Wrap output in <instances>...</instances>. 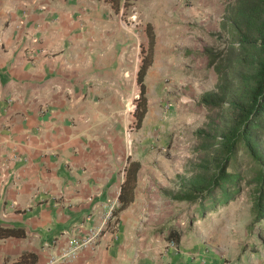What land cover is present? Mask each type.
<instances>
[{
    "label": "crops",
    "instance_id": "crops-1",
    "mask_svg": "<svg viewBox=\"0 0 264 264\" xmlns=\"http://www.w3.org/2000/svg\"><path fill=\"white\" fill-rule=\"evenodd\" d=\"M228 1L191 0L188 51L209 45ZM123 29L105 0H0V225L25 230L24 237H0V264L26 251L47 264L99 225L116 200L98 242L58 264H226L216 249L185 245L157 193L159 171L153 166L151 180L146 151L126 153L119 119L105 107L114 77L131 71L123 66L132 55ZM122 158L141 164L124 208L119 195L129 165ZM171 232L181 234L176 248Z\"/></svg>",
    "mask_w": 264,
    "mask_h": 264
},
{
    "label": "rangeland",
    "instance_id": "rangeland-1",
    "mask_svg": "<svg viewBox=\"0 0 264 264\" xmlns=\"http://www.w3.org/2000/svg\"><path fill=\"white\" fill-rule=\"evenodd\" d=\"M125 3L119 13L114 12L129 29H123V40H128L125 51L132 55H126L123 66L131 71L114 77L115 90L107 94L114 99L105 100V107L119 119L118 131L126 153L137 157V152L146 151V164L151 167L146 168L147 176L151 180L153 166L159 171L155 177L159 185L157 193L166 198L162 205L170 213L171 225L185 235V245L200 243L210 250L216 249L226 264H264V220H254L253 184L247 182L249 179L241 184L233 201L203 214L195 212L197 204L173 198L182 180L192 174L200 161L196 131L205 126L209 115L215 117L218 112H209L198 105V98L193 96L194 82L202 95L215 87L217 75L213 66H209L208 56L200 54L206 47L188 51L193 39L188 12L191 0H157L155 5L153 0H125ZM148 22L153 24L156 44L145 76L147 111L138 126L134 115L141 95L137 75L142 58L148 53ZM206 39L207 47L217 50L224 48L227 41L219 31ZM98 96L105 99L101 92ZM189 98L196 101H188ZM239 161L245 171L249 159L240 153ZM121 165L127 168L129 163L122 158ZM252 260L257 263H250Z\"/></svg>",
    "mask_w": 264,
    "mask_h": 264
},
{
    "label": "trees",
    "instance_id": "trees-1",
    "mask_svg": "<svg viewBox=\"0 0 264 264\" xmlns=\"http://www.w3.org/2000/svg\"><path fill=\"white\" fill-rule=\"evenodd\" d=\"M116 13L126 6L125 0H105ZM148 53L138 70L141 89L134 113L141 126L147 111L145 76L152 64L156 44L153 24H146ZM219 34L225 35L224 48H204L217 82L198 101L209 112L204 127L196 131L199 138V163L192 174L182 180L173 198L197 204L195 212L214 211L233 201L241 184H253L254 220H264V0H229L220 21ZM145 48L142 46V51ZM242 153L249 159L247 168L239 161ZM140 162L129 164L127 177L119 195L120 208L132 200ZM24 237L22 227L0 225V237ZM178 242L180 234H169ZM37 256L23 252L14 264H35Z\"/></svg>",
    "mask_w": 264,
    "mask_h": 264
},
{
    "label": "built area",
    "instance_id": "built-area-1",
    "mask_svg": "<svg viewBox=\"0 0 264 264\" xmlns=\"http://www.w3.org/2000/svg\"><path fill=\"white\" fill-rule=\"evenodd\" d=\"M189 100L195 101L194 99L190 98L188 101ZM116 205L117 200L115 202H111L99 225L90 227L79 238L70 239L67 244L63 246L61 253L52 255L49 258L47 264H58L60 262H65L75 258L81 251L94 246L98 242L103 231L107 228L109 221L113 218ZM169 246L174 248L177 247L176 242L173 240L170 241Z\"/></svg>",
    "mask_w": 264,
    "mask_h": 264
}]
</instances>
